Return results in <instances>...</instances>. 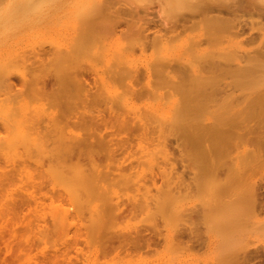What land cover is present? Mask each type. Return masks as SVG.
I'll use <instances>...</instances> for the list:
<instances>
[{
    "label": "rangeland",
    "instance_id": "rangeland-1",
    "mask_svg": "<svg viewBox=\"0 0 264 264\" xmlns=\"http://www.w3.org/2000/svg\"><path fill=\"white\" fill-rule=\"evenodd\" d=\"M161 1L162 0H0V264H43L47 256H51L54 252L64 253V249L66 250L65 252L68 253L66 256L70 255L71 261H74V264H167L169 261L172 262L174 258H178L177 260L182 258L177 261L176 264H224L226 260L224 255L227 253V251L225 252L227 249L224 245V234L231 227L230 225L234 226L235 223L228 224L229 228L223 226L219 230L214 228L212 232L209 230L210 235H212V243L208 250L198 251L192 249L185 251L181 249L180 246L176 245L167 248L158 246L157 251H150V253L143 252L141 254L135 252L132 256L130 255L131 258L129 259L127 257L130 256H125L121 259L116 257L115 259L113 252L101 254L96 251L97 245L100 246L99 243L101 242H99L100 238L97 235L100 227L101 229L103 228V231L100 230L99 234L102 235L103 233L104 235H110L113 233L115 234L117 231L133 233L138 229L149 226L153 220H160V226L164 225L162 224L163 218L161 216L166 214L160 212V210L159 212L162 214H159V212L157 214L155 211L150 212V215H152V213L153 215L149 216V214L146 215L145 212H137L136 215L134 214L133 216L116 219L113 217L115 214L114 209H109H111L110 206L114 205L112 204L114 200L121 201V203H130L129 201L133 203L135 200L132 201V196H135L136 201L140 198L139 196H142L144 193L142 190L145 189L141 190L140 188L137 189V187H141V185L143 187L142 182H147V185L150 186V177L156 173L158 174L161 167L163 168L168 165V162L166 164L164 158L166 156V150L152 147V143L144 149L135 148L132 153L127 156L126 152L117 151L112 155L109 154L110 152L106 148L102 147L103 149H101L95 146L97 149H100L99 165H97L96 168L100 174H103L102 183L105 185V190H107L105 191L103 188H99L97 185L98 183L92 180L94 178H90L92 174L94 175L95 172L96 174L99 172L95 170L93 173V168L87 165L88 163L83 158L78 161H74V158L72 161L65 158V160H67L65 162V160L61 158L65 153L63 152L64 154H62L63 150L61 148L62 151L58 150L59 144H55L56 139H58L57 136L61 135V133L59 134V132H56L58 128L61 131H65L64 135H67L66 133L69 134L71 131L84 133L87 130L89 131V122H87L89 117L92 118L96 114H98V117H109V115H111V109L123 116L131 117L133 113L142 112L143 114L144 112V114H146L149 109L152 111V108L160 106L162 107V112L163 110H165L166 113L169 111L167 114L165 112L162 113L163 115L161 114V117L165 116L163 119H166L167 116H170L168 114H170V112L172 113L175 109L174 106L177 109V105L179 106L181 104L179 108L182 107L183 100L181 101L179 99L184 95L183 91L178 89L183 93H181V97H179V91L173 92V88H168L169 84L165 82L167 78H165V80L163 77L164 81L161 82L162 80L160 81V78L162 77L159 76L160 74L154 73V71L157 70V66L153 63L157 57H171L175 53L181 52L180 50L183 48V50H185V48L196 39L195 35L199 31V27L195 26L184 29L175 36H170L172 32H169L167 33L168 36L166 39L161 43H158L156 46L154 45V47L148 46L143 52L138 48V43L141 40L139 36L132 33L126 34L127 32L123 34L124 31L123 33L121 32L127 28L124 22L120 23L116 28L111 27V24L114 23L116 19L114 14L116 10H119L127 19H130V15L135 11L139 14L145 12L149 13L150 16H153L154 21H157L156 23L151 22L150 24V29L153 30L157 27H162L161 25L155 26V24H159L160 22L165 26L178 22L177 16L181 13H185L188 8V0H177L179 3L174 0L176 4L172 7H169L165 2L163 7L159 6L161 5ZM224 2L240 6L239 20L247 23L243 25V33L231 35L232 32L236 31L237 22L236 19L230 21L229 25L224 29L222 42L218 43V46L216 45L215 47L219 48V46H221V48H224L223 50L228 53H232L235 49H239L242 54H245L244 56L242 55L243 59L241 58L242 60H240L241 64H250L252 62L250 58L252 54H254L257 44L264 41V18H259L256 14L254 15L257 9L264 10V0H224ZM69 7L79 10L88 9L87 11H89V9H91V11L92 9L95 11L101 9L103 13L99 15L100 18H95L96 21L91 29H83V34H81V28L85 26H80V22H75L67 17H61L54 21L42 20V15L45 13L47 14L55 9ZM30 9L34 14L31 12L29 16L28 10ZM225 16L231 19V15ZM255 16L258 22H255V27L251 30L248 27V21L250 18H255ZM202 24L201 22L200 25ZM89 30L93 32H89ZM162 30L164 29L162 28ZM250 33L255 36L251 43L246 41V37ZM79 43H85L86 48H77L74 51H72L73 49L70 51L67 50L68 47H76L72 44L77 45ZM186 50L188 51L181 53L185 57H188V55L191 54H188V52L191 51L187 48ZM237 51H235V53ZM228 61V59L227 61L224 60V78L222 77L224 79V90L222 89L223 86L221 87L224 93L222 91L220 92L223 94L218 92L220 90L219 88L218 90L215 89L214 92L220 95V98L222 95L224 96V104H222L224 108H222L221 101L219 102L221 106H217L224 110V154L217 158L220 159L223 157L222 159L219 161L216 160L218 163L215 164L219 165L216 166L214 164L216 170L222 169V172L210 174L208 176V182L215 188L224 185L221 187L223 191H221V194H224H220L221 197H224H222V200H224V209L219 208V211H215V216H218L219 212V216L224 215V218L228 217L227 214L230 216H234L235 214L239 216L241 214V217H246L244 213L248 214L246 218L242 219L246 222L241 223L240 226L243 225L245 233L249 232L250 234H247V236L244 235L243 237L245 239L249 237L247 241H249L250 244L252 243V246L262 247V244H264V221H262L264 213L262 212L264 211L261 212V210L258 209L257 202L253 203L256 199L253 201L250 200V198L254 193L258 195V191L264 190V187H262V183H264V142H262L264 138L262 137L264 136L261 137V135H264V133H262V131H264V115L259 113L262 116H258L256 112V116L253 117V119L251 117L249 120L250 108L252 109V107H248L250 110L249 116L245 115V117H243L244 113L242 110L244 109V102L246 99L248 100V94H244L245 88L247 86H254L255 89L259 90L264 88V74L257 77V73L255 74L252 71L242 72L233 66V64H235L234 62L232 65L230 63L229 66ZM145 64H147L151 71L150 74L152 77L150 76L149 78H155V80L158 79L161 82L159 84V81L156 80L158 82L157 90L160 92V97H155L156 95L152 93L149 94V92L140 97L131 96V94H129L130 85H128L126 81L128 78L124 76L125 72L120 76L121 79L113 80L117 69H123L126 72L137 69L143 73L145 72ZM68 65H72L73 67L76 66L74 68H85L84 70H87L91 86L87 100H85L84 92H80L79 97L78 94L71 93L67 98L63 95L65 93L62 91L59 92L60 90H58L56 93L57 95H55L53 92L56 91L55 88L58 87L57 85L51 86L47 84L46 93L42 91L41 88H43V84L41 79L43 77L46 78L47 75L65 70ZM171 73L179 74L176 70ZM6 74L13 75L11 81L5 80L4 76ZM154 75L157 78L154 77ZM255 75L256 77H254ZM122 77H124V80ZM218 77L220 78L221 76L218 75ZM110 78L111 81H109ZM219 78L217 79L216 76L217 80H219ZM93 79H96L95 82ZM120 80H122V82ZM219 82H221V80H219ZM221 83L223 84V82ZM154 84L155 83H153V86H155ZM222 84L218 85L221 86ZM218 85L217 87H219ZM248 87L247 93L251 92L248 90L251 87ZM60 88L62 90L64 85H60ZM170 88L173 90L171 91ZM51 90L52 93L49 94ZM167 92H169V94ZM216 96L214 97L213 94L214 98L212 99H215ZM218 98L215 100L217 101ZM66 99L70 101L68 107H65L64 101ZM182 99H184V97ZM177 101H181V103ZM209 103L207 102L206 104L210 105ZM215 103H213V107L215 106L214 109L218 111L216 112L215 110V112L218 114L221 110L216 108V105H219V103L216 105ZM247 104L245 103L244 106ZM210 107V110H213L212 105ZM256 109L253 112H255ZM177 110L180 111L179 109ZM189 112L191 113V110ZM212 112L216 115L214 110ZM244 112H246V108ZM150 113L147 114L150 115ZM182 114L185 113L182 112ZM47 115L50 116L49 120H46ZM175 116L178 117L177 112ZM239 117H248V119L242 120L241 118L239 119ZM99 127H101V125ZM55 128L57 129L54 130ZM52 130L58 134H54ZM38 131H40V133ZM30 135L37 136L34 141H43L42 144L37 142L41 144V146L34 147L33 143H30ZM165 135L172 140L171 142L169 141L170 139L168 140L162 135V137L166 138V141L168 140V142L171 143L167 142V144H170L167 146L169 149L168 152H171L172 155L177 154L178 156L179 150L177 149H179V145L177 146V143L175 144L176 141L173 140L172 135ZM259 135L262 139L259 138ZM50 136L53 137V139L55 137L57 138L53 142ZM142 140L145 142V139ZM163 141H165V139ZM58 142H60L59 139ZM178 143L180 144L179 140ZM51 145L53 146V150L50 148ZM58 152H61L62 156ZM64 156L66 157V155ZM176 160L177 164L178 157ZM130 164L133 166L131 169L129 168ZM167 167L168 166H166V168ZM46 168L50 169L49 175L46 173L48 170L45 171ZM175 168L176 170L173 172H178L176 175L182 172L184 168L183 173L185 177L188 176V179L185 178L187 180H190L189 176H193L192 174H194L188 167H186V171L180 161ZM84 172L87 175H85ZM118 172H123L124 175H122V173V176H116ZM50 173L56 176L55 181ZM81 173L85 176L82 175L81 177L83 178L77 180L78 175ZM41 175L49 178H45L48 183H45L46 181L43 179L44 183L42 184L45 185L43 186L41 184L42 187L41 185H37L39 180V183L42 182L41 179L43 177ZM52 178L53 184L51 182ZM170 178H172L171 181L173 182H179L175 174ZM90 179L93 181L92 183H89L88 180ZM47 184L52 185L50 186ZM67 190L69 194L66 192ZM100 190H104L105 193L102 195V193H99L101 192ZM148 190L151 192H148L151 195V190H154V187L150 186ZM153 192L155 193V190ZM67 194L70 195V197H68ZM106 194L112 197H107ZM256 195L254 197H258ZM181 197L182 196L178 198L176 203L170 205L167 212L169 220L166 219L167 217H164L166 220L163 219L167 221L166 223L168 226L166 225V227L170 230L174 229L175 231V229L180 226L178 222L179 219L186 217L185 212L190 211L192 214L191 220L196 221V227H199L203 234L202 237H204L205 225L201 220L194 217L195 213L192 212V210H194L193 206L197 204L196 199L189 195H185V198ZM241 197L243 199H241ZM110 198L113 199L111 200ZM139 200H141V198ZM193 203L195 204L193 205ZM227 203H230L231 206L227 205ZM251 203L256 206H252ZM103 207L106 209L103 210ZM62 208L69 210V214H66L68 218L66 215L63 216L64 213ZM96 209L100 210L98 214L96 213ZM178 209H183L184 211L181 210L182 212H180ZM60 210L63 214H60ZM182 213L184 216L181 215ZM255 213H257V215ZM154 215L158 218L156 219ZM101 216H107L110 220L107 217L108 220L106 218L102 220L100 218ZM257 220L262 222H260L261 225ZM255 221L258 223L257 225H255ZM251 227H256L258 230H253ZM87 232L88 234L90 233L89 235L96 234L95 236H97L99 240L97 241V239H93L92 236H88V239L91 237V241H83ZM171 232H173V230H171ZM76 234L79 235L80 238L75 242L73 237ZM220 241L222 244H220ZM87 242L88 244H86ZM113 244L116 243L114 242ZM76 248H82L80 253H77ZM43 253H45L46 256H43ZM64 259L59 260L58 258L55 264H64ZM67 261L66 264L68 263ZM170 262L168 264H170ZM45 264H51V262H46Z\"/></svg>",
    "mask_w": 264,
    "mask_h": 264
},
{
    "label": "bare ground",
    "instance_id": "bare-ground-1",
    "mask_svg": "<svg viewBox=\"0 0 264 264\" xmlns=\"http://www.w3.org/2000/svg\"><path fill=\"white\" fill-rule=\"evenodd\" d=\"M176 1H174V0H162L160 2L161 5H159V6L163 7L164 2H165L168 4L169 7H172L173 5L176 4ZM177 3H179V1H177ZM187 7L188 8H187V11L185 13H181L177 16L178 22H175L169 26H165L163 23L160 22L159 24H155V26L161 25L162 27H160V28L157 27L153 30L150 29V24H151V22L156 23L157 21H154L153 16H150L149 13H147V12H145L143 14H139L138 12L135 11L130 15L131 18L127 19L121 14V12L119 10L118 11L116 10V11H114L116 19L114 20V23L111 24L112 25L111 27L116 28L120 25V23L124 22V24L127 26V28L125 30H122V31L119 30V31H121L122 33L124 31L123 34H125V32H127L126 34L132 33V34H135L136 36H139L141 38V40L138 43V48L141 52H143L145 50V48L148 46L154 47V45L156 46L158 43H161L164 39H166V37L168 36L167 33H169V32H172V34L170 36H175V35H178L184 29H187L190 27H195V26L199 27V31L195 35L196 39H194L192 44H190L188 47H186L187 49H189L191 51V52H188V54L191 53L190 54L191 57H190V55H188V57H185L184 55H182L181 52L185 53L188 51V50H186V48H185L186 51L183 50L184 49L183 48L182 49L183 51L180 50L181 52L175 53L171 57L165 58V57L161 56V57L156 58L154 56L156 59H155L153 64L157 66V70L154 71V73L160 74L159 76L162 77V78L159 77L160 81L161 80H162L161 82L164 81L163 77H164V79L167 78L168 81L165 79L166 80L165 82H167V84H169L168 88L169 87L173 88L174 89L173 92L179 91L180 92V93L178 92L179 95L182 93L181 90L184 93V95H182V97H181V95L179 96V97H181L179 100H181V101L183 100L182 101V103H183L182 107L179 108V106H181V104L179 106L177 105L178 103L176 104L178 107L177 109H179L180 111H178L176 109V107L174 106L175 109L172 111V113L170 112V114H168L171 117L167 116L166 119H163V118H165V116L161 117V114L163 112H165V110H163V112H162L161 111L162 107H160V106L152 108V111L149 109L148 110L149 112L147 111V113H150V111H151L150 115L147 113L144 114V112L142 114V112H141V113H133V115L131 117L123 116L122 114H119L115 110L111 109L110 110L111 115H109V117H106V118H104L103 116L98 117V114L94 115L92 118L89 117L87 119V122H89V131L87 130L84 133L79 132V131L78 132L77 131H75V132L71 131L72 133L69 132V134L66 133L67 135H64L65 131L62 130L63 131V133H62V131L59 130V128L58 129L55 128L54 130L57 129L56 132H59V134L61 133L60 136L59 135L57 136L60 142H58V139H56L57 137H55V136L58 133H56L54 130H52V131H54V134L56 133V135L54 136L55 138L53 139V137H51V136L50 137L53 140V142L56 139L57 142L55 141V144L56 143L59 144V147L57 146L58 150L59 151L63 150L62 154L65 153L64 155H66V157L64 155L62 156L61 152H58L62 156L61 158H63V160H65V158H67V160L70 159L72 161V159L74 158V161H78L79 159L83 158L88 163L87 165H89L91 168H93V170H92L93 173L95 170L97 172H99L96 167H97V165H99L98 160L100 159V157H99V152H100L99 150L100 149H97V148L103 149L102 147H104L107 150H109V152H110L109 154H112V155H114L115 152H117V151L126 152L127 156H129L135 148L144 149L147 146H150V144H152V143H153L152 147L163 148L166 150V156L164 158H165L166 164L168 162V165H166L168 167L167 168H166V166L163 168L161 167L158 174L156 173L155 175H152L150 177V180H149L150 186L154 187L155 193L153 192L154 190H151L152 194L150 195L151 192L148 190V187H150V186L147 185V182H144V183L142 182L144 188L142 187V185H141V187H139V186L137 187V189L138 188H140L141 190L145 189V190H142V191H144V193L141 191L145 195H143L142 193H140V194H142V196L138 195L141 198V200H139L140 198L138 196L137 197L139 199H137V201L135 199V196L134 197L132 196V198H133L132 201L135 200L133 203L131 201H129L130 203H127V202L121 203V201L119 202L117 200L116 201L114 200V203H112L114 205L110 206L111 209H109V210L114 209L115 214L113 217L116 219L129 217L131 215L133 216L134 214L136 215L137 212H141V213L145 212L146 215L149 214V216H152L153 213H152V215H150V212L156 211L158 214L159 210H160V212L166 214V215H162V216L159 215V216H161L163 219H165L164 217H167L166 219H168L169 215H167V212L169 210L170 205L176 203L178 198H180V196H182L181 198H185L184 197L185 195H189L190 197H193L196 199L197 204L195 206L194 205L195 203H193L194 210H192V212L195 213L194 217L201 220L202 223L205 225L204 233L206 236L204 235V237H202L203 234L201 233V230L199 229V227H196V221L191 220L192 214L190 211H188V212H185L186 217L179 219L178 222L180 223L179 224L180 226H178L177 229H175V231H174V229H171V230H173V232H171V230L166 227V225L168 226V224L166 223L167 221H165L166 219L165 220L162 219V224H164L162 226H160L161 225V223L159 222L160 220H157V221L153 220V222L150 223L149 226L146 225L147 227L142 228V229H138L137 231H134L133 233H130V232L127 233V232H122V231L116 232L115 231L116 232L115 234L113 233L110 235H104L102 233V235H101L99 233H100V230L103 231L102 230L103 228L101 229V227H100L98 234H97L98 237L100 238V240L97 236H95L96 234L94 235L92 233L94 235L93 236V235H89L90 233L88 234V232H87L88 235L87 234L85 235V237L83 238V241L90 242L91 237H90V239H88V236H92L93 239H97V241L99 240V242L101 241L99 243L100 246L97 245V249H96V251H98L99 253H101V254L108 253L109 254L110 252H113L115 259H116V257L121 259L122 257H125V256H130V255L132 256V254L135 252L141 254L143 252H146V253L149 252L150 253V251L151 252L157 251L158 246H161L163 248H165V247L167 248V247H170L172 245H176V246H180L181 249H183L185 251L186 250L187 251L192 250V249H196L198 251L199 250H208L211 246V243H212V239H211L212 235H210V232L213 231V228L219 230L223 226L228 227L229 226L228 224L235 223L234 226L230 225L231 227L230 228L228 227L229 229L226 227L228 230L225 233L226 235L224 234V245L227 249V250H225V252L227 251V253L224 255V257L226 258V260L224 261V264H264V244H262V247L254 246V245L252 246L251 245L252 243L250 244L249 241H247V239L249 237L246 239L243 237L244 235L247 236V234H250L249 232L245 233L243 225H242L243 227L240 226L241 223L246 222V221H243L242 219L246 218L248 216V214L244 213L246 217H244V216L241 217V214L239 212V214H240L239 216L235 214L236 216L234 215L235 216L234 217V216H230L229 214H227L228 217L224 218V215L219 216L220 215V212H219V215L215 216V213H214L215 211H217L219 208L224 209V206H223L224 200H222L223 196L221 197V195L224 194V193L221 194L223 192L221 187L224 185H221V187L219 186V188H220V190H219L218 187H217L218 188L217 189V188L213 187L212 185H210L208 182V179H209L208 176L210 174H214V172H218V173L222 172V169L216 170V167H214V164L218 163V162H216V160L219 161L223 157H221L220 159H217V158L220 157L222 154H224V110L219 108L222 104H224V96L222 95L224 93L223 92V90H224V86H223L224 85V79H223L224 78V73H223V71H224V60H226V61H227V59L229 60L228 61L229 66H230V63L232 65L234 62L235 64H233V66L235 68L241 70L242 72L252 71L255 74L257 73V77H258L259 75L264 74V41H261L257 44V47L254 50V54H252V57L250 58V59H252V62L250 64L249 63L248 64H241L240 60H242L243 56L245 55V54L241 53V50L235 49V51L239 50L237 52H240L241 56L243 55L242 57L240 56V53H237V52L235 53V51L232 53L229 52L230 53L229 54L228 52L224 51L223 50L224 48H221V46H219V48L215 47L216 45L218 46V43L222 42L223 37H224V29L229 25L230 21H233V19H236L237 24H236V31L232 32L231 35H239V34L244 32L243 25H245L247 22H245V21L241 22V20H239L240 6L235 5V4H230V3L228 4L227 2H224V0H188ZM30 10H28V15L29 14L31 15L32 10L31 11ZM87 10H79L77 8H70V7L69 8L55 9L50 13L48 12L47 14L46 13L43 14L42 20L43 21H54V20L61 18V17H67L70 20H73L75 22H77V21L80 22V26H85V27L81 28V30H82L81 34H83V29L84 30L86 28L91 29V27L94 26V23L96 21L95 18L96 17L100 18L99 15H102V13H103V10L101 11V9H98L96 11L93 9H92V11H91V9H89V11H87ZM32 13L34 14V12H32ZM255 14L259 18H264V10H262V9H257L256 12H254V15ZM225 15H231V19H229ZM201 22L203 23L202 25H200ZM255 22H258L256 16H255V18H250V20L248 21L249 29L252 30L255 27L254 26ZM162 28L164 30H162ZM114 30H116V29H114ZM84 32H87V31H84ZM89 32H93V31L89 30ZM254 38H255L254 34L250 33L246 37V41H249V43H251L254 40ZM72 45L76 46V47H72V46L68 47L67 48L68 51H70L71 49H73L72 51H74L77 48H80V49L86 48L85 43H79L77 45L72 44ZM78 51H81V50H78ZM224 52H226V53H224ZM224 55H225L226 59L224 58ZM74 67H76V66H74ZM74 67L72 65H68V67L65 68V70H63V71L61 70V72L59 71L58 73H55L52 75H47L46 78L43 77L41 79L42 84H43L42 85L43 88H41L42 91H44V93H46L47 84H49L51 86L57 85L58 87L55 88L56 91H54L53 94L57 95L56 94L57 91L60 90L59 92L62 91L63 93H65L63 95H65L68 98L71 93L78 94V97H79V93L84 92L85 100H87V96L89 95L90 89H91L90 82H89L90 78L88 79L89 74H88L87 70H84L85 68L83 69V68H74ZM144 70H145V72L142 73V71H138L137 69L133 70L131 72H126L123 69H117L115 71V74H114L115 77H113V80L114 79L119 80V78L121 79L120 76L123 75V73L125 72L124 76H126V78H128V80H126V81H127V84L130 85V87H129L130 93L129 94H131V96L140 97L144 94L146 95V93L149 92V94L152 93L153 95H156L155 97H160L161 96L160 92H158V90H157V86H158L157 81H159V80L156 79L157 80L156 81L155 78L154 79L149 78L150 76L152 77V75L150 74L151 71L148 68L147 64H145ZM175 70L178 71L179 74L171 73ZM155 75H154V77L157 76V75L156 76ZM218 75L221 76L220 78H222V77L223 78L220 79L218 77ZM165 76H167V77H165ZM216 76H217V79L219 78V80H221V82H223V84L221 82H219V80L216 79ZM254 77H256V75ZM4 78L7 81H11L13 78V75L6 74L4 76ZM122 78L124 80V77H122ZM95 80H94V82H95ZM152 80H154V81H152ZM251 80L254 81L253 79H251ZM109 81H111V78ZM120 81L122 82V80H120ZM160 81H159V84L161 83ZM104 82H105V80H104ZM153 83H155L154 85L156 87L153 86ZM217 83L222 84V85L219 86ZM110 84H111V82H110ZM250 84H251V82H250ZM60 85L61 86L64 85V88H62V90L60 88ZM217 85L219 87H217ZM215 86H216V88H215ZM221 87L223 90L221 89ZM247 87L244 90V94H246V95L248 94V97L246 96L248 98V100L246 99L247 102L243 101L244 102V104H243L244 109L242 111L244 113L243 117H245V115L249 116L248 114H249V111L251 110L250 111V118H249V120H250L251 117L253 119V117L256 116V112L258 113V116L264 115V88H261V90H259V89H255L254 86L253 87L250 86L252 88V90L250 87H248V88H250L248 90H250L251 92L247 93ZM218 88L220 89L218 92H220V91L223 92V93L220 92V93H222L221 98H220V95H217L216 93H214L215 89L218 90ZM173 89H171V91ZM178 89H181V90H178ZM52 90H54V89H52ZM52 90L49 92V94L52 93ZM167 93L169 94V92H167ZM220 93H218V94H220ZM157 94H158V96H157ZM213 94H214V97L217 95L215 99H217L219 97L221 100L219 98H218L219 101L212 99V98H214ZM183 97L185 100L182 99ZM222 98H223V101H222ZM181 101L180 102L177 101V102L181 103ZM209 101H210V103H209ZM220 101L222 102L221 105L219 103ZM64 102H65V107H68V104L70 103V101L68 99H66ZM207 102L210 105L206 104ZM215 102L219 103V105ZM213 103H215V105L217 104L216 108L221 110V112L219 110L220 113L216 114V112H218V111L216 109H214L215 106L213 107V105H214ZM245 103L246 104L248 103V104L246 106H244ZM211 105H212L214 113L216 115L213 114L212 109L210 110ZM217 106H219V107H217ZM249 106L252 107V109L250 108V110H249L248 109ZM222 108H224V106ZM245 108H246V112H244ZM253 108H254V110L257 108L255 112H253L254 111ZM190 110H191V113L189 112ZM215 110H216V112H215ZM176 112H177L178 117L175 116ZM182 112L185 114H182ZM245 113H247V114H245ZM259 113H262V115H260ZM251 114H255V115H251ZM47 116H48V118H47ZM47 116H46V120L47 119L49 120L50 116L49 115H47ZM237 118H238V116H237ZM240 118L241 117H239V119ZM241 119L242 120L248 119V117L241 118ZM81 124H83V123H81ZM100 125H101V127H99ZM52 131H50V132H52ZM38 132L40 133V131H38ZM150 133H151V135H150ZM164 133L167 134V136L169 134L172 135L173 140L176 141V142L174 141L175 144L177 143L176 145L177 146L179 145L178 146L179 149H177V150H179L178 156H177V154L172 155L171 152H168L169 149L167 148V146L171 144L170 142H168V140L170 138L166 137V135ZM262 133H264V131H262ZM46 134H47V132H46ZM44 135H45V133H44ZM162 135L164 137H166L168 140L166 141V138L162 137ZM30 136H31V138H29V140L31 141L30 143H33L34 147L41 146L43 141H40V142H39V140L34 141L36 139L35 137H37V136H33V135H30ZM262 136H264V135H261V137ZM41 137H43V136H41ZM45 137H47V136H45ZM261 137L259 135V138H261ZM162 138H164L166 142L163 141L164 139H162ZM262 138H264V137H262ZM45 139H47V138H45ZM142 139H145L144 140L145 142H143ZM178 140H179L180 144L178 143ZM169 141L172 142L171 139ZM37 142H39L41 144H38ZM47 142H46V144H47ZM167 142L170 144H167ZM262 142H264V141H262ZM60 143H61V145H60ZM46 144H43V145H46ZM49 144H51V143H49ZM50 148H51V150H53L52 145L50 146ZM50 148H48V149H50ZM177 157H178V163L180 161V163H182L183 167H185L186 171H187L186 167L190 168L191 171H193V173H194V174H192L193 176H189L190 180H187L188 176L185 177V175L183 173L184 168L182 169V172H179L178 175H176L178 172H175V173L173 172L176 170L175 167L178 165V163L176 164ZM61 158H60V160H61ZM172 159H173V161H172ZM67 160H65V162ZM183 162H185V163H183ZM217 165H219V164H217ZM132 167L133 166H131V164H130L129 168L131 169ZM46 170H48V171H46ZM45 171L49 175L50 169L46 168ZM122 173L123 172H118L117 173L118 175H116V176L124 175V173L123 174ZM172 174L173 175L175 174V176L178 177V179H179L178 183H177V181H175V182L171 181L172 178H170V177L173 176ZM50 175H52V177L54 178V181H55L56 176H54L53 173H50ZM82 175H84V174L81 173L80 175H78L77 180H80V178H83V177H81ZM85 175H87V174L85 173ZM94 175L92 174L90 176V178L91 179L94 178L92 180L94 182L98 183L97 185L99 186V188H101V189L103 188L105 190V187H104L105 185L102 183V180H103L102 175L103 174H100V172L96 174V172H95ZM42 177H41L42 179L39 178L42 180V182L39 183L40 182V180H39V182H37L38 183L37 185H41L42 183H44L43 179H44V181H46L45 183H48L47 179H45L48 177L44 176V175ZM53 178H52V180L50 179L52 184H53ZM185 178H187V179H185ZM91 179L88 180L89 183L93 182ZM223 184H224V182H223ZM42 185L44 186L45 184H42ZM42 185H41V187H42ZM47 185H50V184H47ZM262 187H264V183H262ZM104 190L103 191L100 190L101 192H99V193H102V195H103L105 193ZM105 191H107V190H105ZM66 192H68V194H69L68 190ZM139 192H140V190H139ZM148 192H150V193H148ZM68 194H67V196L70 197V195H68ZM107 194H108V192H107ZM254 194L256 195V193H254ZM254 194L252 195L250 200L254 201L256 199L257 201L255 200V202H253V201L252 202L253 203L257 202L256 204L258 206V209H260L261 212L264 211V190L257 192L258 195H256V196H258V197H254L255 196ZM108 196H110V195H107V197ZM110 197H112V196H110ZM236 198H235V200L237 202ZM104 199H105V197H104ZM110 199L112 200L113 198H110ZM241 199H243V198L241 197ZM104 201H106V200H104ZM231 202H232V200H231ZM107 205H109V204H107ZM227 205H230V203H227ZM252 206H256V205L252 204ZM107 207H109V206H107ZM62 209H63L62 211L64 214L61 212V210H60V214L62 213L63 216L66 214H69L68 209H65V208H62ZM105 209L106 208H104L103 210H105ZM172 209L175 210L174 208H172ZM181 210H183V209H181ZM181 210H179V211L182 212ZM98 212H100L99 209L97 210L96 213L98 214ZM160 212H159V214H162ZM234 212H235V210H234ZM262 213H264V212H262ZM255 214L257 215V213H255ZM181 215L184 216L183 213ZM57 216H59V215H57ZM63 216H60V217L65 218ZM106 217L101 216L100 218L103 220ZM67 218H68V216H67ZM107 218L109 219V217H107ZM155 218H156V216H155ZM259 220H261V219H259ZM259 220H257V221L259 222ZM262 221H264V218H262ZM97 222H99V221H97ZM99 223H101V222H99ZM255 223H256V221H255ZM261 223H260V225H261ZM257 224L258 223H256L255 225H257ZM100 225H102V224H100ZM100 225H98V226H100ZM238 225H239V227H238ZM244 225H246V224H244ZM252 228L253 227H251V229ZM247 229H249V228H247ZM255 229H257V228L256 227L253 228V230H255ZM209 230H210V232H209ZM249 231H251V230L249 229ZM246 232H247V230H246ZM73 238H74V241L76 242L80 238V236L76 234ZM221 241H220V244H222V242H223V241L222 242ZM88 242L86 244H88ZM114 242L116 244H113ZM81 249L82 248H76L77 253L78 252L80 253ZM65 251L66 250L64 249V253L63 252L62 253H59V252L55 253L54 252L52 255L50 254L51 256H47L46 259H44L45 258L44 257L43 258L44 259L43 264H45L46 262H51V264H55V262L58 260V258H59V260L66 258L68 261L66 259H64L65 260L64 264H66V261L68 262L67 264H74V261H71L70 255L66 256V254L68 255V253H66ZM82 252H83V250H82ZM81 255H82V253H81ZM43 256H46L45 253H43ZM131 256L127 257V258L129 259V258H131ZM177 259L178 258H174L172 260V262H170L169 260L168 261L170 262V264H176V262L182 258H179V260H177Z\"/></svg>",
    "mask_w": 264,
    "mask_h": 264
}]
</instances>
